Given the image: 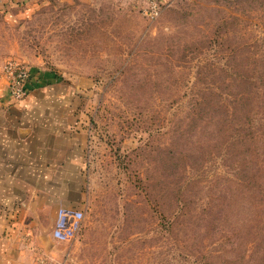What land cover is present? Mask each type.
Instances as JSON below:
<instances>
[{
  "label": "rangeland",
  "instance_id": "obj_1",
  "mask_svg": "<svg viewBox=\"0 0 264 264\" xmlns=\"http://www.w3.org/2000/svg\"><path fill=\"white\" fill-rule=\"evenodd\" d=\"M9 59L79 86L65 264H264V0H0Z\"/></svg>",
  "mask_w": 264,
  "mask_h": 264
},
{
  "label": "crops",
  "instance_id": "obj_2",
  "mask_svg": "<svg viewBox=\"0 0 264 264\" xmlns=\"http://www.w3.org/2000/svg\"><path fill=\"white\" fill-rule=\"evenodd\" d=\"M29 73L18 102L0 79V264H65L81 228L73 238L56 229L66 212L84 221L88 129L76 82L38 66Z\"/></svg>",
  "mask_w": 264,
  "mask_h": 264
},
{
  "label": "built area",
  "instance_id": "obj_3",
  "mask_svg": "<svg viewBox=\"0 0 264 264\" xmlns=\"http://www.w3.org/2000/svg\"><path fill=\"white\" fill-rule=\"evenodd\" d=\"M0 79L5 83L8 94L13 101H22L28 96L30 73L23 62L15 59L5 61L0 68ZM80 219V214L66 212L57 224V237L73 238L80 229Z\"/></svg>",
  "mask_w": 264,
  "mask_h": 264
}]
</instances>
